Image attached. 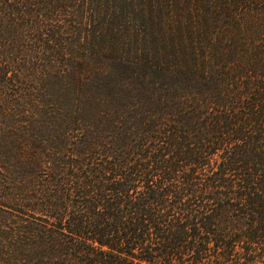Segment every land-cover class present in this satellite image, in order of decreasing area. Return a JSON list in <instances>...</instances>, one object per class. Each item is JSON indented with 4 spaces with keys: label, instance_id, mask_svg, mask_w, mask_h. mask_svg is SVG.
Wrapping results in <instances>:
<instances>
[{
    "label": "trees",
    "instance_id": "obj_1",
    "mask_svg": "<svg viewBox=\"0 0 264 264\" xmlns=\"http://www.w3.org/2000/svg\"><path fill=\"white\" fill-rule=\"evenodd\" d=\"M0 264H264V0H0Z\"/></svg>",
    "mask_w": 264,
    "mask_h": 264
}]
</instances>
